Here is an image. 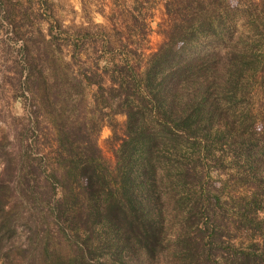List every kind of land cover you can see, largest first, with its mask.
<instances>
[{
  "label": "trees",
  "instance_id": "obj_1",
  "mask_svg": "<svg viewBox=\"0 0 264 264\" xmlns=\"http://www.w3.org/2000/svg\"><path fill=\"white\" fill-rule=\"evenodd\" d=\"M259 7L252 16L228 0H168L167 40L143 66L124 55L72 80L75 102L82 85L95 91L92 116L64 119L51 147V216L77 248L56 264H264V131L254 106L264 45L250 36L264 27ZM116 114L126 121L111 167L97 138Z\"/></svg>",
  "mask_w": 264,
  "mask_h": 264
},
{
  "label": "rangeland",
  "instance_id": "obj_2",
  "mask_svg": "<svg viewBox=\"0 0 264 264\" xmlns=\"http://www.w3.org/2000/svg\"><path fill=\"white\" fill-rule=\"evenodd\" d=\"M126 1L82 0L79 6L76 0H0V264H56L77 249L51 216L47 183L58 125L92 116L95 88L82 85V101L75 102L79 88L72 80L124 55L143 66L173 24L158 0H142L134 12ZM228 2L239 14L256 16L264 1ZM238 20L242 32L246 21ZM250 36L263 47L264 27ZM28 63L35 79L26 85ZM259 83L256 128L264 131V80ZM125 121L123 114L104 119L97 138L111 167L114 133L121 136ZM20 170L30 179L27 194Z\"/></svg>",
  "mask_w": 264,
  "mask_h": 264
},
{
  "label": "crops",
  "instance_id": "obj_3",
  "mask_svg": "<svg viewBox=\"0 0 264 264\" xmlns=\"http://www.w3.org/2000/svg\"><path fill=\"white\" fill-rule=\"evenodd\" d=\"M159 1H160V3H159ZM165 1L166 0H158L157 1L158 7H161L162 9H163V7L165 8ZM76 2L79 6H82V0H76ZM126 2H128V3L131 2V5H127L126 8L128 10H131L132 12L140 11L139 6H142L144 4L142 0H127ZM141 9H144V8L141 7ZM149 10H151V9L149 8Z\"/></svg>",
  "mask_w": 264,
  "mask_h": 264
}]
</instances>
